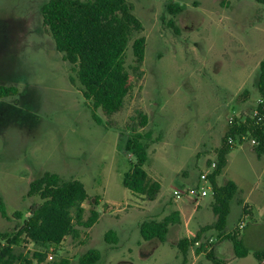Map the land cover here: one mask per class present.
<instances>
[{"label": "rangeland", "instance_id": "1", "mask_svg": "<svg viewBox=\"0 0 264 264\" xmlns=\"http://www.w3.org/2000/svg\"><path fill=\"white\" fill-rule=\"evenodd\" d=\"M48 1L0 0V86L18 90L16 96L0 99V234L11 239L30 209L42 204L38 195H29L30 184L45 173L56 174L63 181L83 183L88 195L82 205L83 223L93 211L99 219L91 229L75 224L77 236L50 246L53 260L42 264H79L93 249L102 256L95 264H106L102 236L120 222L130 233L126 261L176 264L168 244L154 248L153 242L142 240L139 227L171 213L176 187L195 185L200 175L212 173L209 167L230 115L243 120L264 105L256 88L264 61V0H127L141 29L132 32L124 52L131 91L122 111L111 118L94 111L82 97L72 67L55 50L40 16V7ZM169 5L180 10L170 14ZM140 37L145 39V53L136 72L132 44ZM138 113L146 117V126H139ZM137 133L147 146L144 170L160 185L163 199L148 201L122 185L123 175L135 163L126 143ZM249 142L232 151L231 167L242 172L256 167L263 185L264 155L256 161L257 145ZM225 180L219 177L218 182L222 186ZM242 197L239 192L233 199L231 219ZM180 202L194 206L186 199ZM199 203L208 209L212 199ZM240 222L245 228L239 232L230 226L229 235L240 239L249 254L235 260L224 254L220 261L264 264L253 256L264 251V222L249 217ZM209 236L200 239L205 254ZM137 237L140 247L154 249L147 260H141L134 247ZM220 248L223 253L232 244ZM13 249L21 258L37 251L21 239ZM207 261L202 263L212 264Z\"/></svg>", "mask_w": 264, "mask_h": 264}, {"label": "trees", "instance_id": "2", "mask_svg": "<svg viewBox=\"0 0 264 264\" xmlns=\"http://www.w3.org/2000/svg\"><path fill=\"white\" fill-rule=\"evenodd\" d=\"M167 8L170 14L180 10L177 5H169ZM132 10L127 0H49L40 7L42 24L54 41L55 50L72 67L82 97L90 103L94 111L100 110L105 118H111L122 111L125 98L131 91L124 52L132 32H139L141 29L139 21L132 15ZM132 50L136 65L134 70L137 72L144 60L145 39H135ZM256 88L264 103V61L259 65ZM17 93L16 87L0 86V99L16 96ZM258 117H264V105L258 107L255 117L234 119L227 126L216 154L215 169L207 177L212 196L211 209L216 217L213 229L218 235L226 231L230 205L238 193V187L232 181H226L222 186L216 184V178L227 164L228 155L236 148L228 140L250 134L258 143L255 149L257 155L263 153L264 122L257 124ZM94 118L96 122H100ZM137 120L140 127L146 126L147 119L141 113H138ZM132 131L135 132V129ZM141 139V135L137 133L126 143V150L135 157V163L123 175L122 185L131 193L154 201L160 185L151 181L144 170L147 146L141 144ZM29 195H38L43 202L30 209L29 217L11 239L0 234V264H30V259L42 263L46 257L43 250L58 246L66 236H77L75 224L90 228L98 220V212L93 211L91 217L83 223L82 205L88 195L83 183L78 180L63 181L56 174L45 173L30 184ZM238 205L241 206L242 202L239 201ZM1 212L5 216L3 207ZM248 212V207L242 206V214L246 215ZM176 222L175 213L160 221L142 222L139 227L140 237L144 241L156 239L164 242L168 227ZM20 239L37 251L32 256L21 258L13 249L14 245L20 243ZM104 239L108 243L114 241L115 234L108 231ZM223 240L232 244L235 257L245 258L249 254L240 239L227 234ZM188 247L187 240L179 241L178 248L182 257L186 256ZM253 256L259 262L264 261V251L254 252ZM205 257L212 264H223L213 251H209ZM99 260L100 253L90 250L83 255L79 264H95Z\"/></svg>", "mask_w": 264, "mask_h": 264}, {"label": "crops", "instance_id": "3", "mask_svg": "<svg viewBox=\"0 0 264 264\" xmlns=\"http://www.w3.org/2000/svg\"><path fill=\"white\" fill-rule=\"evenodd\" d=\"M262 155H264V152L257 155L256 161H258L259 158L262 157ZM233 159H234L233 152H230V154L227 157V164L225 168L222 170L220 175L216 178V184L218 186H221L218 182L219 177H227L229 179L228 181H232L236 184V186L238 187V193L242 192L243 194L242 199H240V201L242 202V205L238 207V210L234 215V219H231L230 217L231 216V210H230L229 216L227 218V224H226V229H225L226 231L224 234L218 235V233L215 232V230L213 229V226L216 222V217L214 216L212 212L211 206H209L208 209L206 208L203 209L201 207L199 202H201L203 198L202 199L183 198L193 203L194 204L193 208H191L190 205L180 202L183 199H178V200L173 199V204L170 206V212H171L170 214L175 213L177 222L176 224L170 225L168 227V232H167L165 241L159 242L158 240L153 239V240L145 241V242H153L151 244L154 248L159 247L161 244H168L169 248L173 252V255H175L174 258H175L176 264H203L202 260H204V262L206 261V257L204 255H206L207 253L205 254L200 250L201 247L203 246L202 245L203 242L200 239L201 237L202 239H204L203 235H206V236L210 235L209 237H213L217 239L216 244L212 248L215 256L220 260L219 256L228 254V257H230L231 255V260H235L237 257H235L232 248L228 251L225 250L223 253L220 252V249H221L220 247L222 245H225L226 243H230L228 240L222 241V239L225 237V235L230 234L229 227L233 225L235 227L242 219L249 217L253 221H258L260 223L264 222V184L260 185L259 183L260 177L255 171L256 167H253V168L250 167L247 169L245 168L244 172L238 171L237 168L234 169V167H231ZM238 161L239 160L237 159L236 163H238ZM210 168H211V164H210L209 170ZM261 175L264 176V169ZM185 178H188L187 175H185ZM175 185H179V184H175ZM183 185L184 184H181L180 186H183ZM173 187H176V186H173ZM159 194L161 195V187L158 193V197L156 198V201L159 199H163L161 196L159 197ZM210 196H211V189L204 198L209 197L212 199V196L211 197ZM245 205L248 207L249 212L248 214L243 215L242 206H245ZM208 211L211 212L212 218L209 215ZM168 215L161 217L160 220H162L164 217ZM115 227L116 229L109 230L115 234L114 241H111L109 243L105 241L104 237L107 232L102 236L103 241L105 243L104 245L102 244V248H105V250L107 251L106 264H132L130 261L125 260L126 250H128V252L131 251V248H129L128 246L130 245L129 230L125 228L123 229L121 222L120 224L115 223ZM173 228H175L176 231H175V235L171 236V231L173 230ZM89 229H91V227ZM183 239L189 242L188 251L185 257H182L180 250L178 248L179 241ZM139 240H140L139 238L136 240L135 242L136 246L134 247L139 249L138 252H139L140 259L147 260L153 255L154 249H152V247L146 248L145 245L140 247L141 243ZM89 241L91 243H95L96 240L93 238H90ZM197 242L200 243L199 246L196 245ZM93 250H96L99 252V250L97 249H93ZM101 257L102 256L100 254V258ZM180 258H181V261H180Z\"/></svg>", "mask_w": 264, "mask_h": 264}, {"label": "built area", "instance_id": "4", "mask_svg": "<svg viewBox=\"0 0 264 264\" xmlns=\"http://www.w3.org/2000/svg\"><path fill=\"white\" fill-rule=\"evenodd\" d=\"M257 114V112L254 113V117ZM253 116H251V118H253ZM230 118L228 123L230 124L234 118L228 117ZM264 122V117H258L257 119V124H262ZM248 140L250 141L249 143L252 145H258L257 141L252 138L250 136V134H246V135H240L235 137V139H229V143H231L232 145H234L235 147H239L240 145H243L244 143H247ZM211 168L212 170L215 169V162L211 163ZM210 191V184L209 181L207 179V175L206 174H202L199 177V182L195 185H183V186H178L176 187L173 192H172V196L175 199H183V198H192V199H202L204 198L208 192ZM245 228V225L243 222H239L234 229L236 231H241ZM217 239L210 237L208 239V241L205 243L208 244V251H210L213 246L216 244ZM196 245H200L199 242L196 243ZM53 248L50 247L49 248V252L46 253V257H45V263L51 262L53 260ZM18 264H21V262H19ZM30 264H42V263H38L36 260L30 259Z\"/></svg>", "mask_w": 264, "mask_h": 264}]
</instances>
